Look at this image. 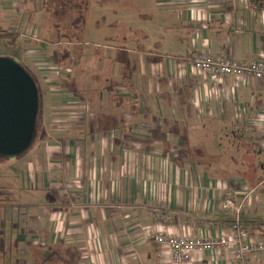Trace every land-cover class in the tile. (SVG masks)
<instances>
[{
  "label": "crops",
  "instance_id": "crops-1",
  "mask_svg": "<svg viewBox=\"0 0 264 264\" xmlns=\"http://www.w3.org/2000/svg\"><path fill=\"white\" fill-rule=\"evenodd\" d=\"M13 1L0 0L1 19H11ZM150 6L148 51L133 45L100 52L98 73L91 75L83 60L91 54L76 52L71 74L54 80L71 96L55 104L82 108L65 139L53 135L47 163L33 147L26 153L34 154L28 177L46 196L22 213L24 226L9 242L21 245L24 264H173L169 248L151 235L227 233L225 189L238 200L253 189L241 219L252 236L264 238V194H257L264 79L213 75L191 65L199 53L264 61V0H151ZM19 32L24 66L32 62L30 51L49 53ZM114 39L122 45L129 38L121 29ZM217 135L229 138L221 152L226 157L215 154L223 148L213 140ZM232 255V246L195 251L187 264H230ZM243 264H264V256Z\"/></svg>",
  "mask_w": 264,
  "mask_h": 264
},
{
  "label": "rangeland",
  "instance_id": "rangeland-1",
  "mask_svg": "<svg viewBox=\"0 0 264 264\" xmlns=\"http://www.w3.org/2000/svg\"><path fill=\"white\" fill-rule=\"evenodd\" d=\"M64 1L62 6L57 3V0H14L11 6V8L14 7L11 19L5 21L4 15L2 19L0 18V25L4 30L22 31V35L27 34V39L30 38L31 42H33L32 39H36L38 43L45 44L42 47L44 51L49 49L45 57L30 51L28 54L32 62L29 61V66L23 62L34 75L42 93L43 105L40 112L42 117L39 114L36 117V136L30 148L41 151L44 164L47 163L44 155L49 152V146L56 142L53 135L57 134L65 139L64 136L73 123L74 113L82 108L81 104L77 103L57 106L58 104L54 101L59 97H71L66 95L69 94L68 92L59 90L54 80L61 77L63 79L71 74L74 62L78 60V55L75 53L91 54L88 57H82L84 66L88 67L87 70L91 75L92 72L96 73V70L98 73L97 62L94 63V61L100 52L113 53L133 45L148 51V46L153 45L152 35L147 30V9L151 7V0H63L62 2ZM0 6L2 7L1 4ZM12 19L16 23L12 24ZM6 22L8 25H5ZM121 29L129 38L122 45L114 39V35ZM141 30L147 33L140 36ZM45 40H48L47 45ZM69 40L71 41L68 42ZM65 48L69 50L70 58L68 61H61V54ZM37 50V52L40 51V49ZM23 52L19 41L0 43V57H12L21 62ZM92 77L94 79H91V83L94 84L97 80L93 74ZM213 140L223 146L215 154L226 157L221 152L222 149H228L229 138L217 135V138ZM27 151L13 160L0 156V185L11 192L10 202L0 200V264H24V257L20 252L21 245L18 242L16 245L9 242L16 240L20 228L24 226L22 223H25L26 217L22 220V213L32 212L39 197L46 196L44 189L41 186H34L33 180L29 179L30 176L28 177L30 168L27 160L29 158L33 162L34 154L33 151L26 154ZM257 154L258 161L262 162L264 153L260 151ZM258 175L262 178L263 171L261 173L259 170ZM257 194H264V183L261 184ZM259 214L264 218V199L259 203ZM28 252L32 254V251Z\"/></svg>",
  "mask_w": 264,
  "mask_h": 264
},
{
  "label": "built area",
  "instance_id": "built-area-1",
  "mask_svg": "<svg viewBox=\"0 0 264 264\" xmlns=\"http://www.w3.org/2000/svg\"><path fill=\"white\" fill-rule=\"evenodd\" d=\"M191 65L196 70L213 75L264 79V61L258 59L235 62L228 56L199 53L192 58ZM262 183L264 167L259 185ZM251 191L244 193L238 200L229 190H224L222 207L225 214L229 212V230L219 237L173 235L157 231L151 238L169 248L173 264H187L192 252L217 251L226 246L233 247V260L230 264H243L252 255L264 256V238L252 236L243 226L241 219L243 200Z\"/></svg>",
  "mask_w": 264,
  "mask_h": 264
},
{
  "label": "water",
  "instance_id": "water-1",
  "mask_svg": "<svg viewBox=\"0 0 264 264\" xmlns=\"http://www.w3.org/2000/svg\"><path fill=\"white\" fill-rule=\"evenodd\" d=\"M39 94L33 76L12 57H0V156L13 160L36 136Z\"/></svg>",
  "mask_w": 264,
  "mask_h": 264
},
{
  "label": "trees",
  "instance_id": "trees-1",
  "mask_svg": "<svg viewBox=\"0 0 264 264\" xmlns=\"http://www.w3.org/2000/svg\"><path fill=\"white\" fill-rule=\"evenodd\" d=\"M63 0H57V3L59 5H64L65 1L62 2ZM62 5V6H63ZM57 10V9H56ZM54 15V14H53ZM57 15V14H55ZM80 26V25H79ZM17 31H12V30H4L2 28V26L0 25V43H14L17 39ZM71 40H69L68 42H70ZM70 58V52L68 49L65 48L64 52L61 54V61H64V60H69ZM25 67V66H24ZM27 70L28 68L25 67ZM29 71V70H28ZM29 73L33 76L34 80H35V83L37 85V81L34 77V75L29 71ZM37 88H38V94H39V102H38V112H37V115L39 114L40 115V112H41V106H42V93L37 85ZM35 127H36V122H35ZM10 191L7 190V188L3 187L0 185V200L2 201H9L10 202ZM257 224H261V223H257Z\"/></svg>",
  "mask_w": 264,
  "mask_h": 264
}]
</instances>
